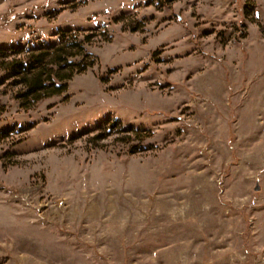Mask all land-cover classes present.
Here are the masks:
<instances>
[{
    "label": "rangeland",
    "instance_id": "374dc122",
    "mask_svg": "<svg viewBox=\"0 0 264 264\" xmlns=\"http://www.w3.org/2000/svg\"><path fill=\"white\" fill-rule=\"evenodd\" d=\"M61 30L63 94L0 68V264H264V0H0V51Z\"/></svg>",
    "mask_w": 264,
    "mask_h": 264
},
{
    "label": "trees",
    "instance_id": "16d2710c",
    "mask_svg": "<svg viewBox=\"0 0 264 264\" xmlns=\"http://www.w3.org/2000/svg\"><path fill=\"white\" fill-rule=\"evenodd\" d=\"M61 30L54 45H23L0 51V68L16 88L23 108L67 91L75 76L85 73L98 63L88 50L93 34Z\"/></svg>",
    "mask_w": 264,
    "mask_h": 264
},
{
    "label": "water",
    "instance_id": "95a60500",
    "mask_svg": "<svg viewBox=\"0 0 264 264\" xmlns=\"http://www.w3.org/2000/svg\"><path fill=\"white\" fill-rule=\"evenodd\" d=\"M258 189H260V187H259V186L257 187V190H258Z\"/></svg>",
    "mask_w": 264,
    "mask_h": 264
}]
</instances>
